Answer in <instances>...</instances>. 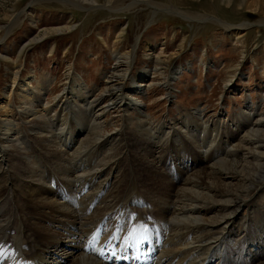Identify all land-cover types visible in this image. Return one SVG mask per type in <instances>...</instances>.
Returning <instances> with one entry per match:
<instances>
[{
    "label": "rangeland",
    "instance_id": "1",
    "mask_svg": "<svg viewBox=\"0 0 264 264\" xmlns=\"http://www.w3.org/2000/svg\"><path fill=\"white\" fill-rule=\"evenodd\" d=\"M57 1L60 0H38L31 4L32 0H0V122L9 119L8 121L14 125L18 124L15 127L20 131L10 133V138L13 137L14 140L5 143V158L2 156L0 162V187H7L11 182L14 184V189L12 187L10 193L5 190V194L12 195L16 201L15 206H11L10 209L6 206L7 210L13 213L17 209L26 210L29 202L33 203L34 200L33 204L42 205L40 198L36 199L33 193L26 191L25 183L31 178L49 180L47 175L46 177L43 175L42 168L36 165L38 160L42 163L46 159L55 166L59 179L54 177L57 183L63 179L67 180L69 163L72 164V159L66 156L68 151L73 153L75 160L79 162L73 165L74 169L82 163L86 165L87 170L92 168V165L97 170L103 164L117 160L116 174L109 175L115 178L113 181L115 184H112L110 178L112 187L122 179V182L130 179L129 184L134 180L136 185H140L144 190L142 192L145 196L148 189L157 190L155 187L159 182L161 185L164 183L163 177L174 183V178L164 173L170 170L172 174L176 172L173 175L177 177L179 170L188 162V165H191L198 157L208 160L204 148L198 152L196 137L193 141L190 137L182 136L183 146L169 137L168 146L167 135H172L174 130L186 132L183 124L184 118L187 117L189 120L197 118L199 124H209V129L219 123L223 133L220 131L221 139H217L213 145L220 148V156H226L231 160L235 158L236 151L232 150V144H228L231 136L240 139L247 135L249 127L241 128V125L249 114L248 112L242 116L244 110L250 111L248 103H253L259 113L264 115V0H95L96 7L89 10L71 5V2ZM136 2L137 5L127 7ZM111 4L119 5V10H115ZM1 27L7 28L4 30ZM59 27L64 30L53 32ZM115 57H121L119 58L121 61H128L127 66L123 68L128 69V76L130 74L135 76L144 69L147 71L141 92L130 91L132 81L128 78L123 87L127 95L139 100L140 109L134 106L124 107L123 104L111 106L116 92L110 94L106 90L109 86L107 81L118 63ZM180 70L183 71L181 75ZM70 74L84 81L87 89L91 90L87 100L90 99L89 101H93L96 106H93L95 109L91 112L92 116L95 115L93 125L98 126L97 129L93 127L88 130L90 135L88 131L79 132L71 142L72 148L64 144L65 135L62 133L66 127L76 125L74 121V124L68 122L67 126L64 122L66 120L62 117V112H65L63 92L70 84ZM27 78L32 80L31 89L36 92L39 85L40 88L44 87L42 83L51 81L53 85L49 88L48 94L41 90V94L43 93L41 100L33 99L29 92L26 96L23 95L18 85L12 90L14 80L20 82ZM25 89L28 90L27 87ZM77 96L78 100L72 102L74 109H77V112H84L78 105H81V98L86 96V90H81ZM122 98L125 97H119L118 102ZM83 106L81 108H84ZM29 108L38 115H55L58 124L53 126L48 123L45 132L35 129L37 126L33 123L32 116H28ZM199 108L204 111L200 116H193L194 110ZM3 113L7 116H3ZM43 120L47 121L44 118ZM187 121L185 119V122ZM82 128L83 124L79 130ZM156 131L157 134H163L162 141L155 135ZM0 132L1 136H5L2 131ZM46 133L49 135L45 137L48 140H38ZM98 133L105 137L103 136L98 143L95 140L93 144L85 147L84 141L89 137L97 138ZM22 136H25L28 142L24 140L18 142ZM107 137L108 143L103 146L102 140ZM101 142L103 143L99 144ZM36 157L39 159L35 160ZM237 157L241 158L240 155ZM236 158L235 160H238ZM151 159L155 164L153 166L157 168L154 176L147 173V168L142 165ZM180 171L183 172L184 168ZM104 181L103 185H106ZM45 184L48 185L47 182ZM62 185L64 189L71 191V186ZM94 186L97 184L92 186V191L96 189ZM257 190L247 196L248 202L246 201V204L234 213L237 227L234 226L233 230L236 232L230 237L237 243L244 238L248 229L240 228L244 221L251 218L255 221L264 219V183ZM130 193H127L126 198L130 197ZM152 193V196L147 197V202L151 206L160 197L157 193ZM89 194L87 193L86 198L94 195ZM55 197L64 203L60 196ZM140 201L137 200L136 203ZM73 204L74 202L70 207H73ZM221 210L223 209L217 208L216 213L224 214V210ZM30 215L32 212H28L24 216L26 220L24 218L23 220H30L31 217L28 218ZM207 216L214 217L215 213L209 212ZM211 223L209 224L212 230L216 225L212 226ZM198 227L193 224L185 231L189 230L194 233L193 236L199 237L205 232L198 230ZM175 229L181 232V227ZM62 232L66 234L65 231ZM170 232L171 229L166 232L167 237ZM261 234L264 237V231H261ZM73 239H67L63 235L60 243L64 240L63 243L66 242L67 246L76 242V238ZM194 244L198 245V242L190 246ZM249 247L245 249L243 256L252 252L253 247L252 249ZM159 249L161 253L163 248ZM200 249H197L198 251L194 249L191 254H199L200 258L201 252L204 249L207 252L208 247ZM66 251L70 250L62 249V252L55 251V254L61 252L68 255ZM223 251L226 249L222 247L221 254ZM234 254H229L231 257H227L225 261L218 260L215 256L210 264L214 263V259L216 264H242L239 260L228 263L232 257L239 258ZM56 258L58 257H55L54 253L48 255L47 264L57 261Z\"/></svg>",
    "mask_w": 264,
    "mask_h": 264
},
{
    "label": "bare ground",
    "instance_id": "2",
    "mask_svg": "<svg viewBox=\"0 0 264 264\" xmlns=\"http://www.w3.org/2000/svg\"><path fill=\"white\" fill-rule=\"evenodd\" d=\"M60 1L61 2L62 1L71 2L72 3L71 5L74 4L75 6L86 9V10L92 9L96 7L97 5V2L95 0H60ZM60 1H57V2H60ZM35 2H38V0H32L31 4ZM137 3L138 2L131 3L127 7L129 6L133 7L137 5ZM111 5L114 6L113 8H115V10H119V5L117 4H114V5L111 4ZM25 10H23V12ZM1 28L5 30L7 27L5 28L1 27ZM63 30L64 28L59 27V28H55L53 32L55 31L62 32ZM34 39L36 38L34 37ZM115 58L118 63L116 65V69L114 70L113 74L110 77L108 76L109 80L107 82H109L108 84L109 86L106 90L109 93L116 92L113 100L111 101L112 102L111 106L112 105L122 106L123 104L124 107L126 106L129 108L130 106L132 107L134 106L136 107V109H140L139 100L136 99V97L134 96L130 97L129 95H127L123 87L125 86L124 84H125L126 78H128V79H131L132 81L131 86H130V91L133 93L141 92L142 86L145 85L143 81L147 77V71L144 69L135 76L131 74L128 76L127 75L128 69L126 68L123 69L124 67L127 66L128 61L126 60L121 61L119 59L121 57H115ZM156 62H157V59H156ZM182 72L183 71L180 70V75ZM70 76H71V80L69 82L70 84L67 87L66 91L63 92V97H65L66 100L65 99L64 101L62 100L63 109L65 111L64 113L62 112V117L66 120L64 121L65 124H67L68 122H70L71 124H74L76 122V125H74L75 127L73 125L69 126L68 128L66 127L65 131L62 132L65 135L64 144L68 148L73 147L71 142L74 141L73 138L76 137V135L79 132L81 131L87 132L88 130H91L93 127L94 128L98 127L96 125H93L95 115L92 116L93 114L91 112L95 109L96 106L94 105L93 101H89L90 99L87 100V96H90L91 90L87 89L86 83L84 81H81L75 75L70 74ZM29 78L25 79L24 81L20 80V82H16L14 80L13 86L11 85L12 90H14L17 87L16 85H18L19 91L22 92L23 95L26 96L27 92H29L30 96L33 99L41 100V97H42L41 95L43 94V93L41 94V90L42 92H44V94H48V92L50 91L49 88L53 84H51V81H47L45 84L42 83L44 87L40 88V85H39V87L36 88L37 89V92H36V90L31 89L32 80H30L31 78L30 79ZM25 87H27L28 90H26ZM83 89L86 90V96H83L81 98V101H80L81 105H78V104L77 105L84 112H77V109H74L73 103L78 98L77 95L80 94L81 90ZM19 96L21 95L19 94ZM119 97H125V98H122V100L118 102ZM23 100H24V97H23ZM86 101H88L87 104L85 103ZM81 106H83L84 108H81ZM247 107L250 109V111L244 110L245 113H243L242 116L247 115L246 113L248 112L249 114L247 115L248 117L245 119V122L242 123L241 125V128L242 127L246 128V126L249 127V129L247 130V135L244 137H241L240 139L234 138V136H231L230 137L231 141H229L230 143L228 142L229 143L228 145L232 144L231 145L232 150L236 151L234 155L241 156V158L237 157L238 160H235L236 156L233 160H231V158L227 159L226 156L225 157L220 156L219 155L221 154L219 153L220 148L218 149V146L213 145V143H215L217 139L219 140L221 139L222 135L220 134V131L221 133H223V130L219 128L220 127L219 123L215 125L214 127H212L211 129H209L210 128L209 124H206V125H204L203 123L199 124V122H197L196 120L197 118L196 119L193 118V120H189V118L187 117V118H184V124H183L184 127L186 128L185 133L182 132L181 130H174L172 135L168 133L169 134L167 135L168 139H166V141L168 142V146H170L169 144L170 138L174 140L175 142L176 141L180 142V144L183 146L184 138L182 136L190 137V139L193 141L196 137L198 139V143L196 145L198 152H200L201 149L204 148L205 153L207 154L208 160L200 159L198 157L191 165H188L189 163L188 162L186 165H184L185 167L182 166L181 169L184 168L183 172L180 171L181 169L179 170L177 177L176 175H173L176 172H173L172 174L170 170L169 172L164 173V174H168V176L170 177H173L174 181L175 179L176 181L175 182L173 181L174 183H172V182L167 181L169 178L163 177L162 179L164 183L161 185L159 182V184L156 187L154 186L155 188H157V190L153 189L149 191L148 189L146 191L144 199L140 201L141 203L144 204L145 200L147 201V197L151 195L152 192H155L158 194V196H160L159 199L155 203H153V205L151 206L154 212H156L155 217L158 219L157 221L158 223L150 230V234L153 237V239L159 243L158 246H156V248L158 249V252H160V249H159L160 247L163 248L160 253V257H158L160 258V260L158 261L157 259V261L154 264H165L167 262H168L167 264H170L171 261L173 262V264H210L211 260L215 256L218 257L217 258L218 260L222 259L223 261L224 259L225 261L227 257H231V255L229 254H233V253H235L234 255L239 256V258L241 257L242 259H239V258L237 259V258L232 257L233 259L230 258L231 260L228 263H231V261L234 262L236 260H239L242 262V264H264V237L261 234V231H264V222H263L264 219H259L255 221V219L250 217L251 219H249L248 221H244L242 225L240 226V228H242V230L243 228L244 229L248 228V229L246 231V234L244 235V238L240 240L238 243L236 240H234V238L230 237L232 233L235 234L236 232L233 230L234 226L237 227L236 217H233L235 215L234 213H236L239 209H241L244 206V204H246L245 203L247 201L246 197L250 196V194H252L253 191L257 190L259 186H262V184L264 183V150L263 151L259 150V149H264V115H261V113H259L257 107L253 103H248ZM201 109L200 108L195 109L193 112L195 114L193 116H197V115L200 116V114L204 111L203 109L202 110ZM252 110H257V111H252ZM36 111H39V109H37ZM47 111H50V110H47ZM27 112L30 113V115L28 114V116H32L33 123L36 124L37 126L35 129H39L45 132L48 126V123L52 124L53 126L55 124H58V122L56 121L57 118H55V115H51V114H48V115L39 114L38 115V113L32 109L28 110ZM143 112L144 111H142V113ZM2 115L5 116L6 113H3ZM51 116H54V117H51ZM43 118L46 119L47 121H44ZM253 118H256V120H253ZM185 119H187L188 121L185 122ZM8 120L9 119H3L0 122L1 123L0 131H2V133L5 134V136H1V132H0V162L2 158L5 156V143L11 142L12 140H14L12 139L13 137L10 138L9 136L10 133L13 131L14 132L16 131V133H20L18 127L16 130V127H15L16 123L14 125L13 122L11 123ZM96 121L98 122V120ZM77 123H79V125ZM41 124H43L42 127H41ZM81 124H83V128L82 130H79V127H81ZM10 125H13L14 127H10ZM207 129L209 130L206 131ZM226 131L229 132V130H226ZM88 132L90 135V131ZM155 135L159 138V140L164 139L163 134H160V133L157 134V131ZM103 136L104 135L98 133L97 138L89 137L88 140L84 141V143H86L85 147L89 144H93L95 140H97L96 143H98L99 140L102 139ZM45 137H49L48 133H46L43 137H39L40 139L38 138L37 139L38 140L43 139L44 141L48 140V138H45ZM108 138L109 137H107L106 139L103 138L104 140L102 141L104 143L101 142L99 144L103 143V146H105L108 143L107 142ZM25 139L26 137L22 136L17 141L20 142L22 140L23 142L24 140V142H28ZM95 146L93 147L96 149ZM76 151L78 152V149ZM223 152H225L224 147L222 149V155H224ZM66 153H67L66 156L72 159V164L71 162L69 163L70 167L68 169L69 178L67 180L66 179L60 180L58 183L71 186L72 187L71 192L73 188L75 187V184L78 183V181H80V179L83 176H85L86 179L96 181L97 178L101 177L102 175L106 174V176H109L113 174L114 176V174H116L115 170L118 166L117 160H115L112 163L110 162L107 164L102 163L103 166H101L100 170H98L97 168H96L97 170H95L94 165H92L93 166L92 168L90 169L88 168L89 170H87L86 165L82 163L81 165L78 166L77 169H74L73 165H77L79 162L75 160L73 153L71 154L69 153V151ZM63 155H62V158H63ZM217 157H219V159ZM206 161L211 162V163L205 164L204 162ZM61 163H63V161ZM142 165L143 167L147 168L148 170L147 173H149L150 175L154 176V174L157 172V168L153 166L155 164L152 159L148 160ZM161 174L163 173L161 172ZM122 180L118 184H116V186L114 185L112 188H109L107 184L110 182V180L108 179V177H106L104 181V183L106 182V185L105 184L103 185V181H102L100 188L107 190V194L101 199L100 204L97 205L92 212L91 211L87 212V209H88L87 204H89V201H87L85 208L83 207L81 208L83 215L87 214V216L83 218H80L78 214L76 213L75 209L73 207H70V204L75 202L74 193L68 196L69 203L68 201H65L64 203L60 201L61 202L60 203L59 200L55 197V196H60L59 193H57V191H55L50 186L45 184L46 179L31 178L28 180V182L25 183V186L27 187L26 191L33 193V196L36 199L40 198L39 200H40V203H42V205L33 204L35 202L34 200L33 203L29 202V205L28 207H26L27 208L26 210L22 209L20 211H17L18 210L17 209L14 211V213L11 212L10 210H7V207L8 209H10L11 206H15L16 201L13 199L12 195L8 196L5 194L6 193L5 190L9 191V193H10V190L12 191V187L14 186V184L12 185V182H11L9 186L7 187L5 186L6 188L4 186L2 188L0 187V201L2 200L0 203V241H3V240L14 241L19 247H26V248L28 247V251H32L33 253L39 254V260L42 261V264H47L46 258L48 255H51L53 253L54 255H56L58 253L56 252L55 254V251L61 250L62 252V249L63 250L71 249L68 252L66 251V254L68 255H65L64 253L59 252L58 254L59 257H62L64 261L58 257L56 258L57 261H53L48 264H104L103 262L95 258H92L91 256H87L83 251H77L73 249H77L80 247L78 245V238L76 236L80 235L81 233H87L88 231H90L92 228L91 225L98 222L100 219H102V217H105V214H107L111 209H113L116 206H119V204L117 203L120 201L122 197H124V194H125L124 190H127V192L128 191L131 192L134 185L132 183L129 184L130 179L125 180L127 182L125 181L122 182ZM152 183H153V180H152ZM95 184H97V186L96 187L94 186V187L98 189L100 183H94L93 185ZM96 189H94L93 192H95ZM102 189L100 190V192H102ZM50 194L52 195L50 196ZM92 197L94 196H90V198ZM51 198H53L54 200ZM162 200H164V202ZM136 201L137 200H134L133 202L136 203ZM130 204H131V201H129V204H127L126 202L122 207H127ZM44 208L45 209L50 208L51 213H48L47 211H45ZM217 208L223 209L224 214L220 215V213H216ZM28 212L29 213L32 212V215L28 216V218L29 217L31 218L30 220L24 221L23 218L26 220L24 216ZM209 212L215 213V216L214 217L207 216ZM158 214H159V217H158ZM205 214H206V218H205ZM55 222L57 223V225H55ZM251 222H253V224H251ZM209 223H211L212 226L216 225L212 229L213 231L211 230V226ZM193 224L194 225L196 224V226H199L198 230L204 231L205 233L199 237L197 236L195 237L193 236L194 234L193 232H190L189 230L185 231L189 228L190 225H193ZM58 226L62 227L63 231H65L66 234H64L61 231H58L56 229ZM174 226L181 227V232H177ZM170 229H171L170 235L167 237L166 232L170 231ZM27 230H30L29 239L26 237ZM12 231H14V233H12ZM32 232L41 234L43 236L41 237L43 238L44 243L40 245L37 242H34L31 238ZM63 235L67 239L76 238V242L74 243L72 242L73 244L69 243L67 246L65 244L66 242L63 243L64 240L62 241V243H60ZM86 235L88 239L91 240V242H93L94 244L97 242L96 239L93 241V237H91L92 235L90 234H86ZM190 239H192L193 241L189 242L188 240ZM131 240L133 242H139L141 240V237H133V239ZM195 242H198V245L194 244V246H190V244L195 243ZM204 247H208V250L206 252L205 249L207 248H205L204 249L205 251L203 250L201 252L200 258H198L199 254L198 255H196V253L191 254V252L194 249L198 251L197 249L201 248L200 250H202V248ZM212 247L213 249H211ZM222 247L225 248L226 251H223V253L221 254ZM248 247L249 249H252L253 247L252 249L253 253L250 252L249 255L243 256L242 254L244 253L245 249H247ZM115 256L118 257L117 255ZM198 259H200V261H198ZM126 262H127V259H125L124 263Z\"/></svg>",
    "mask_w": 264,
    "mask_h": 264
},
{
    "label": "snow or ice",
    "instance_id": "3",
    "mask_svg": "<svg viewBox=\"0 0 264 264\" xmlns=\"http://www.w3.org/2000/svg\"><path fill=\"white\" fill-rule=\"evenodd\" d=\"M135 231V230H134ZM95 240V237H93V241ZM0 256H2V253H0Z\"/></svg>",
    "mask_w": 264,
    "mask_h": 264
}]
</instances>
